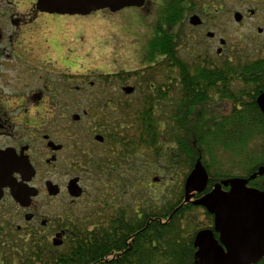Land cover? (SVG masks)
Listing matches in <instances>:
<instances>
[{
    "label": "flooded vegetation",
    "instance_id": "flooded-vegetation-1",
    "mask_svg": "<svg viewBox=\"0 0 264 264\" xmlns=\"http://www.w3.org/2000/svg\"><path fill=\"white\" fill-rule=\"evenodd\" d=\"M38 2L0 0L1 238L22 240L21 234H32L35 241L61 249L79 230L100 234L111 222L117 240L123 215L130 225L125 228L127 250L116 252L114 260L118 262L126 251L137 254L138 245L150 241L149 233L164 234L166 200L142 199L132 210H118L110 190L119 188L136 168L133 159L149 170L144 167L148 159L134 157L132 138L151 130L160 138L187 134L176 126L181 118L206 124L208 134H213L214 122H221L224 136L256 139L254 156L243 159L241 171L225 173L216 184L237 179L247 190L264 194V83L219 84L228 87L231 97L222 98L206 82L215 70L208 65L224 56L241 57L245 48L264 61V0H146L154 23L141 39L137 50L141 65L135 68L117 67L110 47L91 39L87 44L86 15L52 13ZM166 36L174 43L176 56H198L204 65L177 66L162 47L145 52ZM232 37L249 45L232 49L227 56ZM217 41V49L209 44ZM102 52L110 54L100 61L106 64L87 68V58L98 60ZM242 70L257 72V79L264 81V67ZM191 96L196 100H189ZM188 129L192 135L202 132L198 126ZM154 181L160 183L159 178ZM72 185L80 196L73 195ZM222 191L231 199V185L222 186ZM195 194L189 201L185 196L178 207L202 197L193 199ZM151 206L156 210L152 215ZM196 216L199 225L184 235L191 237L194 251L186 263L208 264L197 255L204 245L209 256L220 255L226 264H264V251L248 259L241 256L235 263L216 228L215 215L200 207ZM154 221L158 226L149 225ZM203 232L207 234L198 238ZM156 238L163 237L153 236V243ZM253 238L244 236L241 244ZM55 240L62 244L55 245ZM142 254L147 256L148 249Z\"/></svg>",
    "mask_w": 264,
    "mask_h": 264
},
{
    "label": "trees",
    "instance_id": "trees-1",
    "mask_svg": "<svg viewBox=\"0 0 264 264\" xmlns=\"http://www.w3.org/2000/svg\"><path fill=\"white\" fill-rule=\"evenodd\" d=\"M161 47L167 55L171 53L168 59L172 61L176 60L177 66L183 68L190 66L200 67L204 65L201 64V59L198 56L191 59L176 56L174 43H172V40L169 39L168 36L161 42H152L149 49H145V52L151 53L157 51ZM166 66H169V60H167ZM208 66H213L215 70L211 71L210 77L212 79L206 80V82L208 84L211 82L214 92L221 94L222 98L230 97L228 96L229 90H227L228 87L220 86L219 84L264 83L263 80L257 79V72L242 70V68L264 67V61L261 60L245 63L239 59L233 60L230 58L215 62ZM189 87L186 88L187 92H190ZM188 99L196 100V97L191 96ZM198 99L197 101H199ZM176 126L181 127L182 132L188 131L187 134L182 133L179 137H174L172 135L170 137L160 138L154 137L151 130L147 136L133 137V144L131 145V147H134V152L141 146L156 149L158 152L163 146L162 141L170 142L171 145H173L171 149H173L177 161H179L178 158H181V166L187 171L183 173V180L179 184L180 190H174L173 194L169 196L170 200L168 199L165 202L164 234L149 233L151 237L150 241L144 246V243H140L137 247V254H130V252L126 251L122 253L123 255L118 262L114 260L115 253L127 250L125 235L129 233V231H126L125 228L130 227V225L124 223L123 218H121L123 215H121L120 221H118L117 224L122 230L118 231L117 240L113 239L111 222L107 223V230H102L100 234L95 230H79L77 234L74 235V239H71L67 246L61 249L50 247L48 244L35 241L34 239L22 241L0 237V264H189L186 263V260L193 258L194 253L190 247L192 245V239L191 237L185 239L184 235L192 228L194 229L199 225L196 223L197 216L195 212L200 210V207L192 203L186 204L181 208L178 206L181 202L184 203L185 201V183L188 176L193 171L195 160L202 158V160L199 159V162L205 167L207 173L210 174V180L208 181L205 192L202 195L195 194L193 198L198 199L212 191L215 184L225 178L224 174L213 171L214 166L209 164L206 156L211 154L215 155L221 151L227 152L229 149H242V147H246L254 142L255 139L252 137L234 138L224 136L221 129V122L213 123V134H208L206 131L207 125L202 124L200 121L187 123L181 118V120L176 123ZM190 126L202 127V132L198 131L195 135H192L188 129ZM158 155L160 154L158 153ZM182 158H184V160ZM172 196H175L176 199L174 200ZM148 211L150 215H152L156 210L151 206ZM149 225L158 226V222L154 221V223L151 222ZM153 236L163 238L162 240L156 238L153 243ZM143 249H148L147 256L142 254ZM137 256H139V258H137ZM134 259H138V261Z\"/></svg>",
    "mask_w": 264,
    "mask_h": 264
},
{
    "label": "rangeland",
    "instance_id": "rangeland-1",
    "mask_svg": "<svg viewBox=\"0 0 264 264\" xmlns=\"http://www.w3.org/2000/svg\"><path fill=\"white\" fill-rule=\"evenodd\" d=\"M145 5L142 8H126L117 13L103 10L94 12L90 16L87 15L85 20V40L87 44L91 39V41L96 40V44L100 47H110L111 49H108V52L113 49L111 55L115 58L113 60L117 67L125 66L129 68L132 66L135 68L140 66L141 64L138 62L139 53L137 50L141 46V39L144 38L146 32H151L152 24L154 23V18L148 15L149 8L151 7L145 8ZM155 10L157 9H154V11ZM155 13L154 15H156ZM160 18L163 17L161 16ZM233 39H235V41L230 42L228 48L229 54H227V56L232 53H230L232 49L238 51L240 50L238 49L239 46L249 45L248 43L246 44L237 41V37H232L231 40ZM190 44L191 43H187L186 46L189 47ZM209 44L215 49L220 45L218 41ZM91 50L92 48L89 49V51ZM247 50L249 49L245 48V50H240L243 52H241L243 55L231 59H239L245 63L260 59V54L255 51L248 52ZM187 55L189 56L190 53ZM107 57H110V54L107 52L104 54L102 52L101 56L98 57V60H96L95 57L91 59L87 58V68H93L99 64H103L104 66V64H106L104 63L105 61H100ZM222 58L224 59H220L219 62L227 59L226 56ZM162 144L163 146L158 152L156 149H150L147 146H141L135 151L134 157L148 159L147 164L145 163L144 167L147 166L149 170L142 169L139 161L133 159V165L137 166L134 170L129 171L125 181L127 184H124V182L119 188L110 190L112 191L113 198L117 201L118 210H132L133 208H136L138 203L142 202V199L152 202L153 200H158V197H161V199H159L160 201H163V199L167 201L169 196L173 194L174 190H180L179 184L183 180V173L187 171L181 166V158H178L179 161H177L174 151L171 149L173 145H171L170 142L165 141H162ZM255 144L258 146L256 139L254 142L250 143V145L242 147V149H229L227 150L228 152L221 151L216 153L208 158L209 164L213 165V171L219 172V174H237L241 171L244 165L243 159L247 156H254L256 148ZM158 153L160 155H158ZM182 159L184 160V158ZM176 162H178V164ZM230 162H234L235 164L232 165ZM238 163L242 164L238 166ZM141 164H144V162ZM158 178L160 180L159 184H157V181H154V179ZM142 182L149 187L139 188L141 185H144ZM107 183L108 182H106V184ZM90 191H92L91 188ZM109 196L111 195L109 194ZM120 198H122V204L119 202ZM198 212H200V210L195 213ZM1 220H3V218H0V225L2 224ZM20 222L25 224L24 220ZM32 237V234H21L22 241H28L29 239H32Z\"/></svg>",
    "mask_w": 264,
    "mask_h": 264
},
{
    "label": "water",
    "instance_id": "water-1",
    "mask_svg": "<svg viewBox=\"0 0 264 264\" xmlns=\"http://www.w3.org/2000/svg\"><path fill=\"white\" fill-rule=\"evenodd\" d=\"M146 0H39L38 5L42 10L58 14L90 15L97 11L108 10L111 13L120 12L126 8H142ZM209 181L208 173L204 166L198 165L188 176L185 183L186 201L190 200L191 193L203 194ZM232 186L231 199H227L222 186ZM71 192L80 196L81 192L72 185ZM195 206L204 208L215 215L217 230L222 232L228 245L230 255L235 263L240 257H254L264 251V194L247 190L244 181L231 180L216 184L212 191L193 202ZM207 232L200 233L198 238ZM254 237L252 241L241 244V239ZM62 242L55 240V245ZM222 254V251H217ZM210 250L201 245L199 257L213 264L217 259L218 264H226L220 255L209 256Z\"/></svg>",
    "mask_w": 264,
    "mask_h": 264
}]
</instances>
